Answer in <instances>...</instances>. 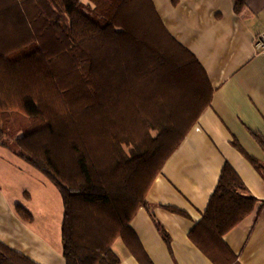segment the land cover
Here are the masks:
<instances>
[{"label": "trees", "instance_id": "obj_1", "mask_svg": "<svg viewBox=\"0 0 264 264\" xmlns=\"http://www.w3.org/2000/svg\"><path fill=\"white\" fill-rule=\"evenodd\" d=\"M245 3L236 0V11ZM207 78L152 0H0V145L61 193L67 264H120L119 238L140 264H153L130 225L142 208L170 246L146 197L210 106ZM233 143L264 177V162ZM245 189L225 164L188 234L215 264H240L223 237L254 211ZM0 264L37 263L0 241Z\"/></svg>", "mask_w": 264, "mask_h": 264}, {"label": "crops", "instance_id": "obj_2", "mask_svg": "<svg viewBox=\"0 0 264 264\" xmlns=\"http://www.w3.org/2000/svg\"><path fill=\"white\" fill-rule=\"evenodd\" d=\"M152 0L172 38L204 68L213 89L210 106L169 157L146 197L170 237L161 236L147 209L130 224L153 264H215L190 239L203 220L222 168L242 179V194L256 199L254 211L223 237L240 264H264V177L234 147L264 162L254 133L264 138V0ZM40 171L0 145V241L37 264H67L63 253L64 204ZM17 206L34 217L23 220ZM166 207L184 212L179 214ZM113 252L120 264H140L122 239Z\"/></svg>", "mask_w": 264, "mask_h": 264}, {"label": "built area", "instance_id": "obj_3", "mask_svg": "<svg viewBox=\"0 0 264 264\" xmlns=\"http://www.w3.org/2000/svg\"><path fill=\"white\" fill-rule=\"evenodd\" d=\"M256 38L257 48L260 50H264V32Z\"/></svg>", "mask_w": 264, "mask_h": 264}, {"label": "rangeland", "instance_id": "obj_4", "mask_svg": "<svg viewBox=\"0 0 264 264\" xmlns=\"http://www.w3.org/2000/svg\"><path fill=\"white\" fill-rule=\"evenodd\" d=\"M35 46H37L36 44H34V48H35ZM30 48H32V46H29V49ZM29 49H24V50H21V51H18V52H16L15 54H10V55H8V58L9 59H13V58H15L16 56H18L19 54H22V53H24V52H26L27 50H29Z\"/></svg>", "mask_w": 264, "mask_h": 264}]
</instances>
